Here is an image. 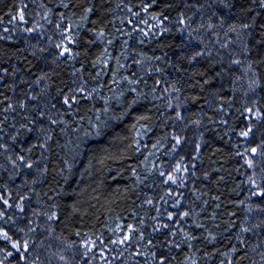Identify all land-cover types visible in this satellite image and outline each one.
I'll return each mask as SVG.
<instances>
[{"label": "trees", "instance_id": "trees-1", "mask_svg": "<svg viewBox=\"0 0 264 264\" xmlns=\"http://www.w3.org/2000/svg\"><path fill=\"white\" fill-rule=\"evenodd\" d=\"M62 41L72 53L60 55ZM248 107L264 113V0H0V193L12 205L0 200V227L20 238L34 220L25 255L41 264H262L264 196L252 195L244 153L264 140V117ZM17 154L32 167L13 165ZM129 225L131 240L111 243ZM0 260H19L2 237Z\"/></svg>", "mask_w": 264, "mask_h": 264}, {"label": "snow or ice", "instance_id": "snow-or-ice-1", "mask_svg": "<svg viewBox=\"0 0 264 264\" xmlns=\"http://www.w3.org/2000/svg\"><path fill=\"white\" fill-rule=\"evenodd\" d=\"M65 7H67V5H65ZM91 11H92L91 7L85 8L84 9L85 15L80 17L81 21L86 20L87 13H89ZM180 16L182 17L181 23H183V13H180ZM19 18L21 20H23L25 18L22 10L19 13ZM161 23H163V21H161ZM57 27H59V25H57ZM247 27H248V25H241V28H247ZM71 29H72V25H71V22H69L68 26L63 29V32L68 33V35L64 37V40L69 41L72 44H76L77 41H76L75 37L73 36ZM231 30L236 31L235 26H232ZM26 31H33V29H26ZM57 47L60 49V55H64L65 53H72L73 52V49L71 47H67L66 44H64V41H62L61 44H58ZM197 55H203V52H198ZM194 58L195 57H193V59ZM104 63H107V61L105 60ZM237 63H238V61H237ZM81 67H83V65ZM85 83H87V81H85ZM85 91H86V89L84 87H77L75 89V91H73L72 89H69L68 94H62L61 95L63 105L67 106V107H71L74 104V102L78 101V96L76 95V93H83ZM88 94L91 95V93H88ZM133 103H135V101H133ZM45 107L47 108L48 105L46 104ZM52 107L55 108V104H53ZM245 111L247 113L252 114V116H255L257 118L264 117V113L260 112L259 108H256L254 111L252 107H248L245 109ZM39 116L40 117L46 116V112L39 111ZM252 116L249 117L250 120H251ZM48 119L51 120V122L53 124H56L59 122L60 119H62V117L58 116V119L53 120L52 116L49 115ZM64 122L67 123V121H64ZM30 124L35 126L37 124V121L31 120ZM30 124H28V123L21 124L20 128L25 129L28 132L38 130L39 132L44 133L45 138L47 140L52 139L51 133L45 130L43 124H40L38 126V129L31 127ZM251 131H252V125L250 123L246 130L240 132V136L248 137ZM100 132H101L100 126L99 125L95 126V133L94 134L99 135ZM18 135H19V130L16 131V134L11 135L9 137V139L15 141ZM176 140L179 142L180 137L176 136ZM44 146L47 147L46 144ZM0 147L7 150L9 148V145L7 143L0 144ZM27 151H31V148L27 149ZM249 153L257 154V155L254 157V156L250 155ZM244 155H245L246 164L248 165V167L250 169H252V175L249 176L248 179L252 185L256 186V191L253 192L252 195L260 194V195L264 196V140H262L258 145L251 147L250 149L246 148ZM9 159H11V158H9ZM17 161L24 163L29 168H31L33 165V161H31L26 155L17 154V159L11 160V163L13 165H17ZM176 168H177V170H179L180 165L177 164ZM46 170L47 169L45 168V171ZM183 170L187 171V168L185 167ZM162 175H163V173H162ZM167 177L169 180H172V181L176 180V177L173 176L171 173H168ZM258 181H259V183H258ZM169 192H171V189H169ZM8 195L10 196L11 193L9 192ZM0 200H2L4 205L8 206L9 208L12 207L9 200L4 197L3 193H0ZM20 200L23 201L24 197H20ZM149 203H151V201H149ZM241 203H243V201H241ZM15 207L21 209V211H23V209H24L23 203L16 204ZM157 211L159 213V210H157ZM7 215H8L7 211L0 208V219H2L3 217H5ZM35 215L36 214L33 213V216H35ZM44 215L47 216L48 214L44 213ZM55 215L56 214L53 212L51 216H48V219L51 220ZM167 215L169 217H174L175 214L172 212H168ZM180 215L182 217H188L191 215V213L189 211L185 210V211L181 212ZM153 219H155V217ZM175 222L179 223V221H175ZM157 224H158V227H162V228H169L170 227L168 224H162L159 221L157 222ZM33 225H35V221L29 220L25 224L24 227L18 226L17 232L23 234L20 236V238H13L12 235L10 234L8 228L0 227V237H2L4 241L10 243L14 247V249L16 250L17 255L19 256V260L16 262V264H41L39 255H36L34 258H32L30 262H29V257L27 255H25V252L27 250H29L30 248H32L33 251H35L33 244H30V242H29L30 234L36 233V227ZM197 226L202 227V225H197ZM117 227H119V226H117ZM133 228H134L133 225H129L128 226V232L123 237L118 238V240L111 241V243H113V244H116V243L124 244V243L130 241L132 238ZM155 230L156 229H154V231ZM243 230L249 231L250 229L245 228ZM54 231H55V229L49 230V232H54ZM178 231H183V229L182 228H171V234L173 236H175ZM76 235L79 236V232H77ZM209 235L211 236L212 233H209ZM185 236L190 238V239H196V237L192 236L191 233H185ZM139 238L140 239L144 238L143 232L139 233ZM75 243H76L75 241H69L68 242V247L71 248L73 251L75 250L74 249ZM167 243L171 244V243H173V241L169 240V241H167ZM80 244L84 245L85 251L83 254L85 256L88 255L89 247H95L96 246L95 242L91 241L90 239L89 240H81ZM147 245L154 246L153 241L148 240ZM42 246L43 245L41 244V247ZM162 246H167V245H162ZM175 246L177 248H179L180 244H176ZM137 248H139V245H137ZM3 251L6 253L5 259H7L8 257H11L13 255V253L9 252L7 248H4ZM101 251H103V248L101 249ZM233 251H236V249H233ZM149 254L152 255L153 257H156V253H154V252H152V253H148V252L139 253L138 252L137 253V255H145V256L149 255ZM225 255H227V253H225ZM258 255L260 256V260H261L262 264H264V252L258 253ZM64 259H66V257L61 256V260H64ZM101 259H103V257H101ZM157 259L160 261V264H165V262L168 260V257L165 255H160ZM0 264H5V261L0 260ZM106 264H107V262H106ZM154 264H155V262H154ZM193 264H195V261H193ZM221 264H223V262H221Z\"/></svg>", "mask_w": 264, "mask_h": 264}]
</instances>
